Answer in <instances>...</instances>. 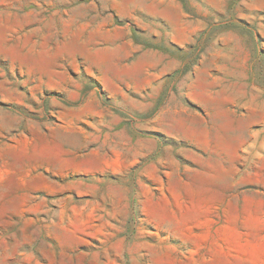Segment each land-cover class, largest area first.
Here are the masks:
<instances>
[{"label":"rangeland","instance_id":"1","mask_svg":"<svg viewBox=\"0 0 264 264\" xmlns=\"http://www.w3.org/2000/svg\"><path fill=\"white\" fill-rule=\"evenodd\" d=\"M0 264H264V0H0Z\"/></svg>","mask_w":264,"mask_h":264}]
</instances>
